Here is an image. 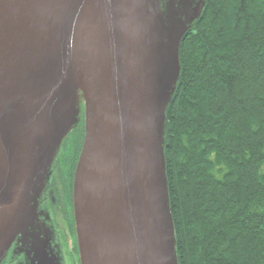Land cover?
Here are the masks:
<instances>
[{
	"label": "water",
	"instance_id": "water-1",
	"mask_svg": "<svg viewBox=\"0 0 264 264\" xmlns=\"http://www.w3.org/2000/svg\"><path fill=\"white\" fill-rule=\"evenodd\" d=\"M205 3L0 0V264L11 247L19 264H63L39 203L82 107L72 183L79 264H178L165 112L181 40Z\"/></svg>",
	"mask_w": 264,
	"mask_h": 264
},
{
	"label": "trees",
	"instance_id": "trees-1",
	"mask_svg": "<svg viewBox=\"0 0 264 264\" xmlns=\"http://www.w3.org/2000/svg\"><path fill=\"white\" fill-rule=\"evenodd\" d=\"M164 157L178 264H264V0H206L179 47Z\"/></svg>",
	"mask_w": 264,
	"mask_h": 264
},
{
	"label": "flooded vegetation",
	"instance_id": "flooded-vegetation-1",
	"mask_svg": "<svg viewBox=\"0 0 264 264\" xmlns=\"http://www.w3.org/2000/svg\"><path fill=\"white\" fill-rule=\"evenodd\" d=\"M84 139V110L79 121L64 138L54 160L51 175L41 199L40 209L52 227L63 264H79V255L72 212V183L77 158ZM11 247L1 264H19Z\"/></svg>",
	"mask_w": 264,
	"mask_h": 264
},
{
	"label": "bare ground",
	"instance_id": "bare-ground-1",
	"mask_svg": "<svg viewBox=\"0 0 264 264\" xmlns=\"http://www.w3.org/2000/svg\"><path fill=\"white\" fill-rule=\"evenodd\" d=\"M83 23L84 24L82 26V29L80 31V35L78 38L75 59H74V72H75L76 83H77L78 89L79 88L81 89V86H82L81 66L83 62L84 52L86 50L88 39H89L87 37L86 30L88 28L89 23H91V20L87 18Z\"/></svg>",
	"mask_w": 264,
	"mask_h": 264
},
{
	"label": "rangeland",
	"instance_id": "rangeland-1",
	"mask_svg": "<svg viewBox=\"0 0 264 264\" xmlns=\"http://www.w3.org/2000/svg\"><path fill=\"white\" fill-rule=\"evenodd\" d=\"M62 260H63V258H62Z\"/></svg>",
	"mask_w": 264,
	"mask_h": 264
}]
</instances>
